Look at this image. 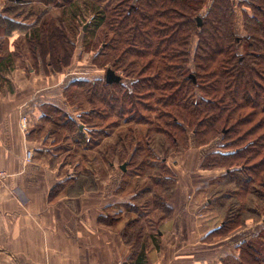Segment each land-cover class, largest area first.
Here are the masks:
<instances>
[{"label":"trees","instance_id":"1","mask_svg":"<svg viewBox=\"0 0 264 264\" xmlns=\"http://www.w3.org/2000/svg\"><path fill=\"white\" fill-rule=\"evenodd\" d=\"M51 2L59 10L32 12L28 26L17 19L22 12L1 9L0 80L18 59L29 63L27 72L66 73L61 95L43 100L36 128L49 124L45 133L53 150L68 151L65 158L73 151L64 141L72 138L109 166L114 158L126 163L117 192L137 213L126 240L145 235V224L158 235L159 223L172 218L176 158L190 155V166L197 160L205 171V186H197L208 189L202 208L212 213L230 204L206 237L242 236L238 254L224 264H264V0H45ZM30 26V39L17 38L29 39L30 52L21 39L9 50L12 31ZM80 43L93 49L97 72L68 68L78 65ZM108 67L122 79L107 82ZM134 177L147 184L131 193ZM253 212L262 219L252 220Z\"/></svg>","mask_w":264,"mask_h":264},{"label":"crops","instance_id":"2","mask_svg":"<svg viewBox=\"0 0 264 264\" xmlns=\"http://www.w3.org/2000/svg\"><path fill=\"white\" fill-rule=\"evenodd\" d=\"M27 32L13 30L9 50ZM23 61L16 60L0 80V168L9 172L0 183V264H224L225 257L238 254L241 235L206 237L221 219L202 208L206 189L197 186H205V171L197 160L190 166V155L176 158L180 178L172 218L159 223L158 235L149 234L155 225L145 224V235L129 234L126 240L124 230L131 231L127 223L137 213L127 209L125 193L117 192L126 179L119 162L113 159L104 176L93 168L69 176L68 164L59 162L63 153L54 152L45 133L49 124L36 128L43 102L61 95L67 75L27 72Z\"/></svg>","mask_w":264,"mask_h":264},{"label":"rangeland","instance_id":"3","mask_svg":"<svg viewBox=\"0 0 264 264\" xmlns=\"http://www.w3.org/2000/svg\"><path fill=\"white\" fill-rule=\"evenodd\" d=\"M3 2H4L3 3L4 9H2V10H9V12L13 11L15 14L22 12L21 15L17 19L20 20L21 22H23L24 24H26L27 26H28V23L32 24L34 18H36V17L33 18L32 12L42 13V14H44L43 17H45V16H50L51 14H55L59 10V8H57L56 6H53L52 2L50 3V5L47 6L45 3V0H3ZM49 6H50V8L51 7L53 8V9H51L50 12H48L46 10L47 8H49ZM4 14H6V13H4ZM16 16L17 15H14V18ZM88 16L89 15H87V17H86L87 19L84 20L85 22L89 21ZM66 19H67V17H66ZM27 30L30 31L31 29H27ZM29 33L30 32H27L26 34L21 33V37L25 36L26 38L30 39ZM20 39H17L18 40L17 42H19V40H20L19 44H20L21 50L23 52L29 53L30 52L29 39H24V38H20ZM31 44H32V42H31ZM79 47H80V50L82 51V54L80 55V59H79V61H81V63H78L77 67H73V68L68 67V68H70V70H73V71L75 70L77 72L98 71V68H96L97 67L96 64L90 62V58L94 53L93 49H91V46L88 44H85V46H82V44L80 43ZM87 49H89V50H87ZM74 58H73V61H74ZM21 61H22V59H21ZM28 64H29L28 62H24L20 65V67L22 66V68L26 71V67L28 66ZM25 71H23V72H25ZM99 71H101V70H99ZM22 120H23V123H22L23 128L24 127L28 128V124H29L28 117L27 118L23 117ZM73 143H74V141L72 140V138L69 140L66 139V141H64L63 146L72 148L73 154H70V155H68L70 157L65 158L68 151L62 150L61 152L63 153V156H62V158L61 157L59 158V162H64V161H66L65 159H67L66 163H68V166H67L66 170L69 171V176H71L70 174L74 175V173L77 170H79L80 168H83L82 170H84L85 168L91 170L93 168V171L100 172V174L104 176V174L107 170L106 168H108V164L102 158V154L99 152L96 153L97 150H91V151L85 150L83 146H81V145L79 146V145L73 144ZM73 145H74V147H72ZM57 150H58V148H57ZM54 152H57V151L54 150ZM86 157H87V159L85 160ZM82 159H83V161H82ZM116 160H117V158H116ZM179 160H182V158H180ZM95 161H98V163H95ZM186 161H188V160H186ZM117 162H118V160H117ZM81 163H84L83 167L81 166ZM195 177H198V176L195 175ZM131 181L134 182L133 185H132V183H130L128 185L125 184V185H127L126 186L127 190H129L131 193L134 191H137L138 189H142L144 187V185L147 184V182H145V180L139 181L138 177L131 178ZM195 184L197 185L198 182L196 181ZM206 191H208L207 188H206L205 192L202 194L203 196L201 198L203 200H205L208 197V192H206ZM139 201L141 202V200H139ZM234 201L236 202V204H234L233 207L237 210L238 209L237 206L239 205V202H237L235 199H234ZM128 206H130V204H128ZM228 206H230V204L229 205H223V208L221 209V211H217V210L214 211L217 215H219L220 219L222 217H226V215L228 214V212H229ZM250 206L259 207V210H261V212H262L263 206H261L259 203H257V204L251 203ZM142 211H143V208H141L138 212H142ZM209 213H211V212H209ZM262 213H263V215H262V218H263L264 212H262ZM247 214L252 216V220H254V221H256L258 219H262L261 217L257 216L255 214V212L247 213ZM250 224L247 226H250ZM246 230L253 231L254 228L248 227Z\"/></svg>","mask_w":264,"mask_h":264},{"label":"water","instance_id":"4","mask_svg":"<svg viewBox=\"0 0 264 264\" xmlns=\"http://www.w3.org/2000/svg\"><path fill=\"white\" fill-rule=\"evenodd\" d=\"M198 24L199 25L201 24V19L200 18H198ZM105 79H106L107 82L112 83V82H118L122 78H121V75L118 74L112 67H108L106 69V72H105ZM194 79H195V76H194ZM121 168L123 170L126 169V163L125 162L123 164H121Z\"/></svg>","mask_w":264,"mask_h":264},{"label":"built area","instance_id":"5","mask_svg":"<svg viewBox=\"0 0 264 264\" xmlns=\"http://www.w3.org/2000/svg\"><path fill=\"white\" fill-rule=\"evenodd\" d=\"M33 155L32 150H28L26 153L27 160H31ZM9 172L5 168H0V183L4 182V180L7 178Z\"/></svg>","mask_w":264,"mask_h":264}]
</instances>
